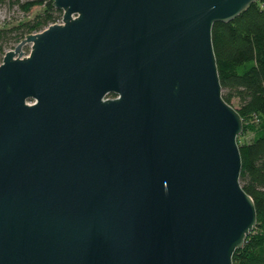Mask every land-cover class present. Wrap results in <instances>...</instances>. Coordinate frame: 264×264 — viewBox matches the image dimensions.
<instances>
[{
	"label": "water",
	"instance_id": "obj_1",
	"mask_svg": "<svg viewBox=\"0 0 264 264\" xmlns=\"http://www.w3.org/2000/svg\"><path fill=\"white\" fill-rule=\"evenodd\" d=\"M256 1L53 0L0 62V264H232L256 211L211 31Z\"/></svg>",
	"mask_w": 264,
	"mask_h": 264
},
{
	"label": "trees",
	"instance_id": "obj_2",
	"mask_svg": "<svg viewBox=\"0 0 264 264\" xmlns=\"http://www.w3.org/2000/svg\"><path fill=\"white\" fill-rule=\"evenodd\" d=\"M52 3L12 0L23 18L1 28L0 39L10 33L18 40L59 21L62 11ZM36 6L42 10L28 18ZM211 33L222 97L242 118L237 137L242 161L239 181L256 211V224L233 253L232 264H264V0L251 3L231 21L214 23Z\"/></svg>",
	"mask_w": 264,
	"mask_h": 264
},
{
	"label": "rangeland",
	"instance_id": "obj_3",
	"mask_svg": "<svg viewBox=\"0 0 264 264\" xmlns=\"http://www.w3.org/2000/svg\"><path fill=\"white\" fill-rule=\"evenodd\" d=\"M12 0H0V29L1 28H8L14 24L17 23L21 18H23V13L18 10L16 5H11ZM25 1V0H21ZM42 10L41 7H33L31 11L28 14V18L33 17L36 13L40 12ZM56 23H61V19L57 21ZM9 38L0 39V46L2 47V51L0 52V62L2 61V57L4 53L9 50L13 49L14 46L21 41V39H15L12 34L9 33ZM27 54L29 47L24 46L22 48Z\"/></svg>",
	"mask_w": 264,
	"mask_h": 264
},
{
	"label": "built area",
	"instance_id": "obj_4",
	"mask_svg": "<svg viewBox=\"0 0 264 264\" xmlns=\"http://www.w3.org/2000/svg\"><path fill=\"white\" fill-rule=\"evenodd\" d=\"M28 103H30V102H28Z\"/></svg>",
	"mask_w": 264,
	"mask_h": 264
}]
</instances>
